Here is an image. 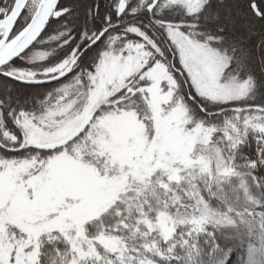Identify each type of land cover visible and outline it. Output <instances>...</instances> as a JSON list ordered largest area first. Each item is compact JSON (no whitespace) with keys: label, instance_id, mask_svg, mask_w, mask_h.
<instances>
[{"label":"snow or ice","instance_id":"snow-or-ice-1","mask_svg":"<svg viewBox=\"0 0 264 264\" xmlns=\"http://www.w3.org/2000/svg\"><path fill=\"white\" fill-rule=\"evenodd\" d=\"M0 264H264V0H0Z\"/></svg>","mask_w":264,"mask_h":264},{"label":"trees","instance_id":"trees-1","mask_svg":"<svg viewBox=\"0 0 264 264\" xmlns=\"http://www.w3.org/2000/svg\"><path fill=\"white\" fill-rule=\"evenodd\" d=\"M45 35H47V33H45Z\"/></svg>","mask_w":264,"mask_h":264}]
</instances>
